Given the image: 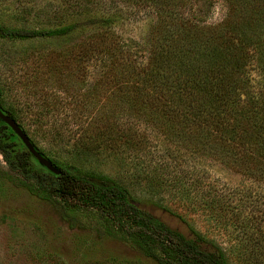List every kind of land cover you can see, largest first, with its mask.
I'll list each match as a JSON object with an SVG mask.
<instances>
[{
	"label": "trees",
	"instance_id": "trees-1",
	"mask_svg": "<svg viewBox=\"0 0 264 264\" xmlns=\"http://www.w3.org/2000/svg\"><path fill=\"white\" fill-rule=\"evenodd\" d=\"M215 1L75 0L79 18L67 23L59 19L55 27L39 29L0 24V39H63L78 31L87 32L84 39L63 51L72 55L76 66L79 60L104 64L100 78L86 94L94 99L93 88L103 87L107 106L92 115L93 133L86 146L82 144L84 152L113 143L120 136L129 137L114 128L126 113L188 153L214 158L264 187V0H222L225 15L218 22H209ZM124 9L131 18L142 14L153 20L146 38V59L137 40L124 39L115 30L128 18ZM50 66L45 64V68ZM250 66L259 75L255 83L248 72ZM78 69L83 72L84 66ZM7 89L0 76V108L34 143L18 121L17 107L9 100ZM0 128L8 130H0V139L10 135L25 148L7 124L0 122ZM49 132L53 140H64L60 128L51 127ZM138 140L137 150L142 153L144 148ZM35 147L62 173L55 175L40 164L35 166L29 161L35 159L25 148L24 163L29 172L25 177L40 182L51 176L47 188L39 184L34 191L50 198L70 227L78 226L73 210L90 209L104 225L94 228L95 236L121 240L153 264H230L217 240L195 227L184 234L168 225L141 207L136 193L120 180L68 163L54 145ZM68 152L76 155L77 150ZM157 177L156 184L163 188L156 193L155 204L172 212L162 203V193L182 198L189 191L177 180L166 184ZM213 203L219 217L226 214L225 202ZM237 206L246 208V215L242 219L230 217L226 223L235 234L238 250L244 251L247 264H264V192L248 194Z\"/></svg>",
	"mask_w": 264,
	"mask_h": 264
},
{
	"label": "rangeland",
	"instance_id": "rangeland-1",
	"mask_svg": "<svg viewBox=\"0 0 264 264\" xmlns=\"http://www.w3.org/2000/svg\"><path fill=\"white\" fill-rule=\"evenodd\" d=\"M76 5L75 0H0V24L37 29L55 27L59 19L67 23L80 17ZM124 10L128 18L115 30L124 39L137 40L141 56L146 59V38L153 20L142 14L131 18L130 12ZM225 12L222 0H216L210 8L209 22L220 21ZM85 36L87 32L78 31L63 39H0V76L8 86L9 100L17 107L18 121L38 146L54 145L68 163L120 180L136 193L141 207L168 225L184 234L195 227L222 245L230 264H247L244 251L238 250L235 234L227 223L230 217L242 219L246 215V208L239 209L237 205L248 194L264 192L258 181L226 168L214 158L188 153L166 141L152 126L126 113L121 114L114 128L129 137L120 136L113 143L83 151L82 144L86 146L93 133L92 115L107 106L103 87L93 88L95 100L86 94L100 78L103 62L79 60L77 66H84L82 72L77 70L72 55L63 54ZM47 63L51 64L50 69L45 68ZM248 72L255 83L258 72L251 66ZM51 127L60 128L65 133L64 140H53ZM3 138L0 139V264H153L121 240L95 236L94 228L104 225L93 210H73L78 226L70 227L60 218L51 199L34 191L33 187L39 184L47 188L51 176L40 182L25 177L29 173L24 163L25 148L15 137ZM139 138L142 153L137 150ZM70 149H76V155H70ZM29 161L40 166L33 159ZM160 162L172 165H155ZM157 176L166 184L177 180L189 191L182 198L162 193V203L172 212L155 204L159 196L156 193L163 188L156 184ZM215 200L227 206L222 217L213 203Z\"/></svg>",
	"mask_w": 264,
	"mask_h": 264
},
{
	"label": "water",
	"instance_id": "water-1",
	"mask_svg": "<svg viewBox=\"0 0 264 264\" xmlns=\"http://www.w3.org/2000/svg\"><path fill=\"white\" fill-rule=\"evenodd\" d=\"M0 122L7 124L11 130L16 134L20 142L25 146L31 156L40 164L41 166L48 169L51 173L58 175L61 174L62 171L55 166L51 160H49L46 156L40 153L35 144L31 141L29 136L25 133L22 127L18 124L15 119H13L9 114L5 113L0 108Z\"/></svg>",
	"mask_w": 264,
	"mask_h": 264
}]
</instances>
